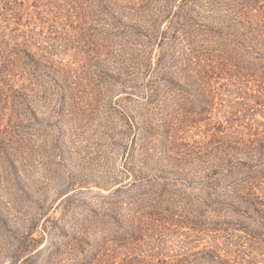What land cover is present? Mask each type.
Segmentation results:
<instances>
[{"label": "rangeland", "instance_id": "obj_1", "mask_svg": "<svg viewBox=\"0 0 264 264\" xmlns=\"http://www.w3.org/2000/svg\"><path fill=\"white\" fill-rule=\"evenodd\" d=\"M0 264H264V0H0Z\"/></svg>", "mask_w": 264, "mask_h": 264}]
</instances>
